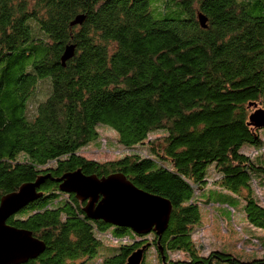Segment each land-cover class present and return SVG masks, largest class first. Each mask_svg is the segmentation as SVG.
Here are the masks:
<instances>
[{"label":"trees","instance_id":"trees-1","mask_svg":"<svg viewBox=\"0 0 264 264\" xmlns=\"http://www.w3.org/2000/svg\"><path fill=\"white\" fill-rule=\"evenodd\" d=\"M80 15L84 22L72 25ZM69 44L76 52L63 66ZM257 109L264 0H0V199L49 176L41 198L7 222L46 245L25 264H126L145 246L142 264H264L214 249L205 255L193 239L211 204L233 218L239 201L248 225L264 230V138L250 124ZM99 126L131 153L87 159L81 151L100 138ZM77 170L121 173L169 200L167 230L138 235L87 218L85 203L56 181ZM243 241L264 251L261 237Z\"/></svg>","mask_w":264,"mask_h":264},{"label":"water","instance_id":"water-1","mask_svg":"<svg viewBox=\"0 0 264 264\" xmlns=\"http://www.w3.org/2000/svg\"><path fill=\"white\" fill-rule=\"evenodd\" d=\"M84 20V15L77 16L72 25L82 24ZM199 23L206 29L208 18L200 13ZM75 52V44L65 47L61 57L63 66L74 57ZM250 124L258 129L264 128V109H257L251 114ZM48 178L41 176L0 199V264H25L45 252V243L34 237L31 231L16 228L7 222L41 198L39 189ZM56 181L60 183L62 192L75 195L78 201L85 203L83 212L91 220L129 228L138 235L155 233L159 238L168 228L171 202L139 189L121 173L99 178L77 170L64 174ZM145 250L146 246L135 251L126 264H142Z\"/></svg>","mask_w":264,"mask_h":264},{"label":"rangeland","instance_id":"rangeland-1","mask_svg":"<svg viewBox=\"0 0 264 264\" xmlns=\"http://www.w3.org/2000/svg\"><path fill=\"white\" fill-rule=\"evenodd\" d=\"M42 87H44L43 83L39 85L38 92L43 91ZM44 90L47 91L46 94H48L49 89L48 87L46 89V85ZM98 129L100 138L92 141L81 151L87 159L106 162L123 158L126 153H131L118 144L117 136L111 128L99 126ZM260 134L264 138V128L261 130ZM151 137L154 139L155 135ZM246 148L248 147H245V152L253 156L254 150H248ZM135 150L143 152L144 149L137 148ZM211 177H214V172H212ZM258 194L264 200V190H259ZM238 203L239 201L234 203L236 204L235 210H237V212L233 214V218L228 209L220 207H211V209L202 208V223L196 228L193 239L202 247L203 254L206 255L214 249L231 253L243 260L264 257V251L258 245L246 244L244 243L245 241H243L246 237L254 236L264 239V230L256 229L248 225V222L242 217L241 211H239ZM109 233H107L108 235L106 237H109ZM103 239L106 245H115L113 242H107L108 238L104 236ZM172 256L175 259L184 260L186 258L183 253L172 254ZM147 260L153 263L156 262L154 249L147 254Z\"/></svg>","mask_w":264,"mask_h":264},{"label":"crops","instance_id":"crops-1","mask_svg":"<svg viewBox=\"0 0 264 264\" xmlns=\"http://www.w3.org/2000/svg\"><path fill=\"white\" fill-rule=\"evenodd\" d=\"M214 189V187L212 186V185H210V186H207L206 188H205V190L204 189H200L199 188V193H198V195L200 196V197H207L210 193H211V190H213ZM211 207L213 208L214 206H213V204H211L210 206H208V207H205L206 209H211ZM217 208V207H216ZM223 209H226V206L225 207H222ZM210 211H212V210H210Z\"/></svg>","mask_w":264,"mask_h":264}]
</instances>
